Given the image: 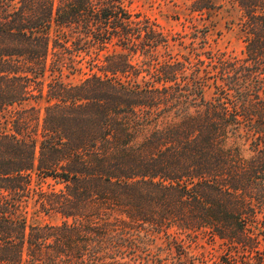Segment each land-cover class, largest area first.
<instances>
[{
    "label": "trees",
    "instance_id": "16d2710c",
    "mask_svg": "<svg viewBox=\"0 0 264 264\" xmlns=\"http://www.w3.org/2000/svg\"><path fill=\"white\" fill-rule=\"evenodd\" d=\"M128 2L0 0V264H195L199 239L264 264V0H186L183 34ZM224 9L242 57L210 44Z\"/></svg>",
    "mask_w": 264,
    "mask_h": 264
},
{
    "label": "rangeland",
    "instance_id": "374dc122",
    "mask_svg": "<svg viewBox=\"0 0 264 264\" xmlns=\"http://www.w3.org/2000/svg\"><path fill=\"white\" fill-rule=\"evenodd\" d=\"M127 6L132 13L145 15L165 30L177 34L189 31L185 26H191L192 18H195L193 23L199 26L202 24L200 16L191 13L189 3L186 0H129ZM236 15V12L224 9L206 17L211 22L210 26H215L210 37L211 46L228 55L242 57L243 43L237 37V25L232 21ZM209 21L206 22L209 23ZM81 78L82 76H75L69 80L66 79V81L76 84L80 82ZM241 152L244 157H249L251 154L245 144L241 145ZM29 213H32L31 208ZM38 221L40 223H58L60 220L41 216ZM158 243L161 244V240H158ZM184 243L188 245V240L184 239ZM221 254L222 250L218 244H211L203 239H199L195 244L188 247V256L196 259L195 264H219ZM169 256L175 258L173 254H169Z\"/></svg>",
    "mask_w": 264,
    "mask_h": 264
}]
</instances>
